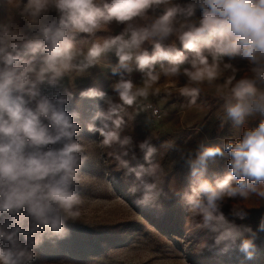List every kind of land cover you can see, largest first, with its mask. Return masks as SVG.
Segmentation results:
<instances>
[{
    "label": "clouds",
    "instance_id": "clouds-1",
    "mask_svg": "<svg viewBox=\"0 0 264 264\" xmlns=\"http://www.w3.org/2000/svg\"><path fill=\"white\" fill-rule=\"evenodd\" d=\"M0 12V264H35L45 239H66L67 222L80 216L78 186L88 157L79 113L68 111L73 93L64 81L73 72L83 75L109 52L117 63L107 67L119 77L114 96L95 87L79 95L104 101L106 108L93 117L99 125L87 129L99 134L101 146L122 149L115 159L134 177L129 192L139 194L135 202L141 206L155 205L163 194V169L153 160L151 137L138 144L144 164L132 165L134 151L126 159L132 139L121 136L125 107L146 99L161 76L183 75L179 93L195 103L198 85L216 81L223 69L236 71L222 64L225 57L246 62L249 75L227 80L232 86L224 109L235 125L257 114L259 122L222 146L200 143L181 151L189 186L173 195L200 218L199 228L214 234L209 251L254 258L264 216L253 230L236 222L248 219L244 208L227 214L224 208L229 201L264 200V0H0ZM15 17L23 27L14 26ZM113 23L123 26L118 35L93 42L86 52L77 46L81 34L94 37ZM133 65L143 73L142 86L131 79ZM225 155L229 171L206 178L209 160Z\"/></svg>",
    "mask_w": 264,
    "mask_h": 264
},
{
    "label": "rangeland",
    "instance_id": "rangeland-1",
    "mask_svg": "<svg viewBox=\"0 0 264 264\" xmlns=\"http://www.w3.org/2000/svg\"><path fill=\"white\" fill-rule=\"evenodd\" d=\"M0 19H5L2 12ZM13 24L23 27L24 21L15 17ZM122 30V25L113 23L94 37L86 38L81 34L76 43L86 52L93 42H102ZM146 47L151 53L152 45ZM186 55L191 57V53L186 52ZM116 63V57L109 52L83 75L73 72L65 78V86L73 93L68 111L79 113L77 122L82 129V143L86 145L84 155L88 157L82 165L78 186L83 203L80 216L66 224L70 235L63 240L45 239L37 249L35 264H264V233H258L255 241L258 250L253 259H246L236 251L218 255L206 247L212 243L214 234L199 228L200 218L190 215L182 200L173 195L174 192L182 194L189 186V169L180 159L181 151L195 150L200 143L222 146L225 139L234 141L245 128L259 122L257 114L247 117L243 124L235 125L224 109L225 97L232 86L227 80L233 76L239 80L249 75L246 62L225 57L222 64L231 63L236 71L223 69L222 76L216 81L198 85L201 93L195 103L179 93V88L186 83L183 75L177 78L161 76L146 99L138 98L133 106L125 107L121 136L132 139L128 146L130 155L126 159L131 160L134 151L136 160L131 161L132 165L144 164L138 144L151 137V143L157 148L153 160L163 169L160 184L163 194L155 205L150 206L138 205L135 201L139 194L129 192L135 180L118 167L115 155L122 151L119 145L101 146L99 134L87 129L89 123L99 125L93 117L106 105L99 98H81L79 93L95 87L114 96L112 85L119 77L113 75L107 65ZM181 67H188V64ZM156 68L159 70V65ZM130 76L137 86H142L143 73L136 70L135 65ZM157 88L159 92L153 94ZM166 142L173 147H164ZM228 171L227 155L216 157L208 162L206 178L215 180ZM232 207H242L248 212V219L236 222L250 225L253 230L264 216V200L256 197L229 201L224 208L225 214Z\"/></svg>",
    "mask_w": 264,
    "mask_h": 264
}]
</instances>
